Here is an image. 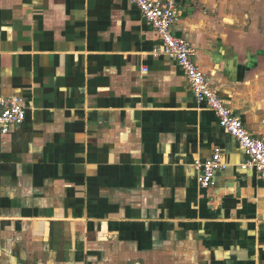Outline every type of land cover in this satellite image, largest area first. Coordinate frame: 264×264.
<instances>
[{"label":"crops","instance_id":"crops-1","mask_svg":"<svg viewBox=\"0 0 264 264\" xmlns=\"http://www.w3.org/2000/svg\"><path fill=\"white\" fill-rule=\"evenodd\" d=\"M177 0L173 34L264 139V0ZM130 0H0V264H264V184ZM218 152L213 186L192 165Z\"/></svg>","mask_w":264,"mask_h":264},{"label":"built area","instance_id":"built-area-1","mask_svg":"<svg viewBox=\"0 0 264 264\" xmlns=\"http://www.w3.org/2000/svg\"><path fill=\"white\" fill-rule=\"evenodd\" d=\"M141 17L155 32L159 44L151 50L152 57H166L173 60L183 72L190 90L198 104H204L217 118L218 125L234 138L245 153L246 162L239 166L241 171L251 170L264 184V139L252 136L236 117L216 89L210 85L208 75L195 63V49L192 45L173 34V27L179 21L177 0H130ZM26 111L18 99L0 98V135L8 134L13 127L24 122ZM201 189L213 186L214 173L223 170L218 152L205 160H196L192 165Z\"/></svg>","mask_w":264,"mask_h":264},{"label":"rangeland","instance_id":"rangeland-1","mask_svg":"<svg viewBox=\"0 0 264 264\" xmlns=\"http://www.w3.org/2000/svg\"><path fill=\"white\" fill-rule=\"evenodd\" d=\"M255 2H257V0Z\"/></svg>","mask_w":264,"mask_h":264}]
</instances>
